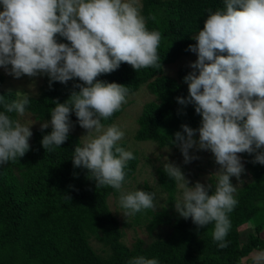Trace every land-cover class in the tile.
<instances>
[{"label": "clouds", "instance_id": "clouds-1", "mask_svg": "<svg viewBox=\"0 0 264 264\" xmlns=\"http://www.w3.org/2000/svg\"><path fill=\"white\" fill-rule=\"evenodd\" d=\"M0 6V67L8 75L19 79L46 74L50 84L77 78L82 82L63 103L52 101L50 119L40 125L41 131L51 127L42 147L52 151L68 139L74 113L86 134L74 147L73 166L86 169L96 188L118 191L124 217L155 208L154 193L122 190L127 162L135 157L119 146L124 131L115 123H101L121 110L129 89L97 79L122 62L134 71L161 68V33L148 30L139 0H0ZM205 11L203 28L192 37L196 43L188 45L196 54L189 64L193 71L183 77L188 95L176 98L180 105L194 106L200 126L182 124L183 134L175 132L171 143L179 147L185 164L198 159L189 154L196 148L210 151L219 168L210 175L214 184L197 181L192 186L167 158L163 170L180 190L175 211L198 227L212 225L211 237L223 249L232 226L229 214L238 204L230 178L239 181L244 172L238 154L255 153L253 162L264 165V0H223V8ZM57 35L69 43L57 42ZM35 94L32 87L17 90L11 102L0 95V165L30 149V125L10 114L22 116ZM197 132L198 140L193 138ZM250 260L264 264V249L253 251ZM128 264L159 261L141 255Z\"/></svg>", "mask_w": 264, "mask_h": 264}, {"label": "trees", "instance_id": "trees-1", "mask_svg": "<svg viewBox=\"0 0 264 264\" xmlns=\"http://www.w3.org/2000/svg\"><path fill=\"white\" fill-rule=\"evenodd\" d=\"M141 3V15L148 30L161 33L158 48L161 68L134 71L122 62L117 70L101 74L97 79L125 85L128 93L145 85L154 98L143 104L134 137L154 141L160 147H173L176 146L171 143L174 133L183 134L181 125L197 129L201 117L192 104L180 105L176 100L187 97L183 77L191 71L182 67L177 76L172 77L164 74L163 65L189 51L188 45L195 44L193 35L203 28L205 10L223 8V0H141ZM79 83L82 82L77 78L66 84L58 81L50 84L47 76L38 95L30 96L25 110L40 121H47L54 107L52 101L63 103L72 91H79L74 88ZM0 95L9 102L16 99L13 91L0 90ZM0 111H3L2 105ZM120 111L101 123L112 124ZM10 115L17 119V114ZM69 119L72 129L79 127L74 113ZM50 131V126L43 131L35 129L29 151L21 158L0 165V264H128L130 259L141 255L155 258L159 264H242L243 257L251 251L264 249L261 237L264 165L253 162L255 153H241L251 179L235 193L238 204L229 214L232 226L226 237L228 247L221 249L213 241L212 225L198 227L191 218L186 220L176 213L168 214L166 209L144 212L152 215L150 229L168 224L169 235L146 244L137 239L129 247L121 243L119 222L107 203V197L117 191L107 186L96 188V182L88 177L86 169L73 166V150L80 143L77 134L69 132L60 147L45 150L41 140ZM118 143L123 147V142ZM133 155L135 159L128 161L125 168V181L135 172L136 152ZM157 173L162 188L168 193L167 201L172 205L176 181L169 178L163 168H158ZM143 190L151 192L147 185ZM242 231H245V240H242ZM92 237L101 242L104 254L93 248Z\"/></svg>", "mask_w": 264, "mask_h": 264}, {"label": "rangeland", "instance_id": "rangeland-1", "mask_svg": "<svg viewBox=\"0 0 264 264\" xmlns=\"http://www.w3.org/2000/svg\"><path fill=\"white\" fill-rule=\"evenodd\" d=\"M139 4H142L141 0H139ZM2 10L3 8L0 6V11ZM194 35H196V33ZM56 39L57 42L65 43L59 36H56ZM195 60L196 54L191 51H188L186 54H181L174 62L163 65L164 74L176 77L178 70L182 67H186L190 71H193V69L189 67V64ZM46 77V74L31 78L25 75L16 79L8 75L7 71L0 67V90L13 92L20 90L28 92L32 87L36 94L30 96H37L41 88L45 85ZM153 98L154 97L148 92L145 85H142L135 92L128 93L126 102L123 103L121 107L120 114L112 122V124H117L125 133L123 139L119 141L124 143L123 148L132 153L136 152L137 154L135 172L130 179L124 182L122 190H143L144 185H147L151 189L150 193H154L155 208L151 209L153 213L163 212L164 209H166L168 214L176 213L179 215L174 208V203L180 193L177 183L175 182L174 202L170 205L167 201L168 193L162 188L158 180L157 169L163 168V164L166 162L167 158V162L174 163L180 167L185 178L189 181V186H192L197 181L203 184L209 182L214 184V178L210 177V175L218 170L219 165L215 163L214 157L210 151L198 150L196 148L189 149V154L198 157V159H194L185 164L177 145L173 147H160L154 141L135 139L134 135L137 130V118L141 113L142 106ZM17 119L22 124L30 125L32 133L35 129L40 128L41 123L45 122L36 119V117L27 110H25L22 116L17 115ZM70 132L77 134L79 139L86 134V130L80 126L76 129H72ZM193 138L198 140V133L194 135ZM30 140L31 137L29 142ZM238 155L241 157L244 172L241 174L239 181L236 177L230 178L231 183L236 186L237 189L251 179V175L246 167L242 154L239 153ZM119 195L120 193L118 191L116 194H110L107 197V203L111 212L119 222V227L122 231L121 243L132 247L137 239H142L146 244L157 239H164L169 235L171 228L168 224H160L150 229L149 222L152 219V215L145 214L144 211L134 216L124 217L123 209H121L118 203ZM242 232V240H245V231ZM261 237L264 238V227L261 231ZM90 241L96 251L103 254L105 253V248L101 242L97 241L94 237L90 238ZM253 251H251V253ZM251 253L243 257L242 264H251Z\"/></svg>", "mask_w": 264, "mask_h": 264}]
</instances>
